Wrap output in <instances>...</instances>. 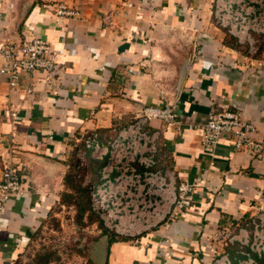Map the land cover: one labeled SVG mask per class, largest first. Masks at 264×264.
I'll use <instances>...</instances> for the list:
<instances>
[{
	"label": "crops",
	"instance_id": "obj_1",
	"mask_svg": "<svg viewBox=\"0 0 264 264\" xmlns=\"http://www.w3.org/2000/svg\"><path fill=\"white\" fill-rule=\"evenodd\" d=\"M78 9L58 19L54 6ZM210 0H0V47L48 42L60 74L0 75V164L19 169L22 193L0 214V264H10L64 191L77 140H102L145 106H175L160 131V166L193 186L191 207L137 239L94 244V264H211L233 248L218 231L264 210V69L213 24ZM3 59L0 56V67ZM232 111L254 127L255 147L229 137L202 145L210 113ZM81 149V150H80ZM78 175V174H77ZM105 252L98 254L96 245ZM100 255L101 260H98Z\"/></svg>",
	"mask_w": 264,
	"mask_h": 264
},
{
	"label": "built area",
	"instance_id": "obj_2",
	"mask_svg": "<svg viewBox=\"0 0 264 264\" xmlns=\"http://www.w3.org/2000/svg\"><path fill=\"white\" fill-rule=\"evenodd\" d=\"M54 15L58 19L79 17L80 11L58 3ZM211 16L213 24L244 48L249 57L255 58L259 47H264V0H213ZM0 56V75L7 78L10 87L16 86L21 72L60 74L48 42L39 37L7 42L1 45ZM258 65L264 69V60ZM177 119L173 105L145 106L130 123L115 129L112 138L102 140L98 133L91 132L77 140L83 150L74 164L76 171L84 166L87 152L102 163L97 181H84V186L88 188L90 211L107 232L137 239L176 211L191 207L193 186L177 183L174 171L160 166L164 158L158 148L160 131L151 125L153 121L171 125ZM253 131V125L244 123L236 112H213L203 126L202 145L211 149L223 137H229L236 150L253 148ZM22 189L19 169L4 162L0 169V214ZM216 241L234 251L232 255L219 253L211 264H264V210L251 215L241 226L220 229Z\"/></svg>",
	"mask_w": 264,
	"mask_h": 264
},
{
	"label": "rangeland",
	"instance_id": "obj_3",
	"mask_svg": "<svg viewBox=\"0 0 264 264\" xmlns=\"http://www.w3.org/2000/svg\"><path fill=\"white\" fill-rule=\"evenodd\" d=\"M210 1L212 7L213 0ZM229 40L239 47L234 41ZM257 54H259L257 58L264 60V50L258 49ZM77 153L70 161L72 169L79 158ZM89 154L87 152L85 155L84 166L77 173H72L71 181L64 186L59 200L50 205L46 217L29 238L23 251L10 264L93 263L91 260L94 254L93 247L102 237L103 227L89 211L87 204L84 181L93 183L97 179L98 168V163H95ZM95 249L98 254H102L106 246L101 242ZM100 258L102 257L98 255V260H101Z\"/></svg>",
	"mask_w": 264,
	"mask_h": 264
},
{
	"label": "trees",
	"instance_id": "obj_4",
	"mask_svg": "<svg viewBox=\"0 0 264 264\" xmlns=\"http://www.w3.org/2000/svg\"><path fill=\"white\" fill-rule=\"evenodd\" d=\"M227 37L229 38V39H231L232 41H234L235 42V40L233 39V38H231L230 36H228L227 35ZM228 43H230L231 45H232V42L229 40V42ZM236 43V42H235ZM237 44V43H236ZM259 49H261V50H264V47L263 46H260V48ZM255 57H259V54H257ZM95 163H98V162H96V161H94ZM101 166H102V163H98V168H97V178H98V173H99V170H100V168H101ZM1 167H2V165L0 164V169H1ZM72 171H70L69 173H67V175L65 176V185L67 186V184L68 183H70V181H71V177H72ZM74 174V173H73ZM97 181V179L93 182V183H95ZM93 183H89V184H93ZM85 189H86V195H87V204H88V209H89V211H90V207H89V194H88V188L87 187H85ZM91 212V211H90ZM92 213V212H91ZM93 214V213H92ZM94 215V214H93ZM96 217V216H95ZM100 223V222H99ZM101 224V223H100ZM101 226H102V224H101ZM103 227V226H102ZM101 235L102 236H106L107 238H108V242L109 243H111V242H113V241H116V240H123V241H128L129 240V238H123V237H118V236H116V235H114V234H112V233H109V232H107L104 228L102 229V232H101ZM89 264H91V263H89ZM92 264H94V263H92ZM105 264H108V263H105Z\"/></svg>",
	"mask_w": 264,
	"mask_h": 264
}]
</instances>
